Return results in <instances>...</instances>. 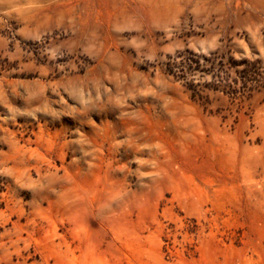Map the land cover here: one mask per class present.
<instances>
[{
	"label": "rangeland",
	"instance_id": "1",
	"mask_svg": "<svg viewBox=\"0 0 264 264\" xmlns=\"http://www.w3.org/2000/svg\"><path fill=\"white\" fill-rule=\"evenodd\" d=\"M0 264H264V0H0Z\"/></svg>",
	"mask_w": 264,
	"mask_h": 264
},
{
	"label": "trees",
	"instance_id": "2",
	"mask_svg": "<svg viewBox=\"0 0 264 264\" xmlns=\"http://www.w3.org/2000/svg\"><path fill=\"white\" fill-rule=\"evenodd\" d=\"M215 61H218V80L215 87L218 92H222L228 96L233 102L243 101L249 98L252 92L260 86V79L255 75L253 62L248 58L234 59L227 58L226 52L220 50L212 53ZM206 61H211V58H206ZM194 59L183 58L181 61H174V67L170 70L176 80L183 81L187 78L188 72H193L198 69L194 66ZM239 66H243L239 69ZM235 68L236 75H233L232 69ZM210 69L206 68L205 71Z\"/></svg>",
	"mask_w": 264,
	"mask_h": 264
}]
</instances>
